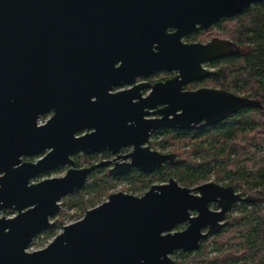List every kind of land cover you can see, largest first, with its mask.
Returning a JSON list of instances; mask_svg holds the SVG:
<instances>
[{
  "label": "water",
  "instance_id": "95a60500",
  "mask_svg": "<svg viewBox=\"0 0 264 264\" xmlns=\"http://www.w3.org/2000/svg\"><path fill=\"white\" fill-rule=\"evenodd\" d=\"M263 2L0 0V215L17 212L0 216V264H176V252H197L221 233L236 204L259 203L232 186L191 189L170 178L142 196L111 194L47 247L28 251L57 226L61 201L82 191L96 170L114 164L109 174L119 177L133 168L152 174L182 164L176 154L151 150L152 134L201 131L262 108L260 100L226 89L186 90L214 74L204 64L242 48L231 40L186 44L183 38ZM161 71L177 75L110 93ZM129 146L130 154H119ZM104 152L115 159L89 167L74 159ZM41 154L36 162L25 159ZM61 167H68L63 177L32 182Z\"/></svg>",
  "mask_w": 264,
  "mask_h": 264
},
{
  "label": "trees",
  "instance_id": "16d2710c",
  "mask_svg": "<svg viewBox=\"0 0 264 264\" xmlns=\"http://www.w3.org/2000/svg\"><path fill=\"white\" fill-rule=\"evenodd\" d=\"M222 24L228 26L225 28L228 38L245 50L238 55L225 57L218 75L212 80L216 87L246 92L247 97L260 100L262 108L240 111L218 126L203 130L204 137L211 141L208 152L203 148L202 140H195L200 138L196 135L199 132L165 131L172 135L173 140L195 141L198 146L195 154L198 157L203 154L207 156L203 161L194 159L182 162L178 167H166L143 178L148 179L146 185H149L155 179L164 181L176 176L183 186L189 187L206 180L212 170H217L219 177L228 174L253 185L252 190L257 191L254 196L260 198V202L243 203L242 214L235 218L231 216L229 226L215 237L220 244L231 246L223 252L219 264H227L232 259L241 260L242 264H264V2L230 20H222L219 27ZM163 145L169 146L167 142ZM213 152H216V156L209 157ZM133 177L135 180L140 178L137 175ZM69 201L71 205L80 204L86 209L81 193L69 196ZM237 234H241L242 238H238ZM207 243L203 241L200 250L194 254L176 252L184 259L176 264H207ZM236 243L241 244L239 250L233 248Z\"/></svg>",
  "mask_w": 264,
  "mask_h": 264
},
{
  "label": "rangeland",
  "instance_id": "374dc122",
  "mask_svg": "<svg viewBox=\"0 0 264 264\" xmlns=\"http://www.w3.org/2000/svg\"><path fill=\"white\" fill-rule=\"evenodd\" d=\"M256 6H258V5H254L250 8H255ZM228 20H230V19H228ZM219 24H217L213 30H211L210 32H207L206 33L207 36H201L202 39H204V40L210 39L212 36H221L222 38L231 39V38H228L227 29L225 31V28H227L228 26L226 24H222V26L219 27ZM233 26L234 25H232V27ZM221 65H223V64H220L217 68L221 69V67H222ZM166 75L167 74H159V75H156L155 78L156 79L162 78ZM191 84H193V83H191ZM210 84L213 85L212 83H210ZM193 88H195V86L190 87V89H193ZM230 92L235 93V94L240 95V96H246L247 97L246 92L239 91L238 89L233 88L232 90H230ZM46 119H47V117H43L41 122H45ZM165 131H167V130L158 131L154 136L151 137L150 147L154 151H158L159 153H162V154L175 153L179 156V158L183 162H189L190 160H194V159H196L197 161H200V160L203 161L205 156H207V155L203 154V155H201V157H198L195 154V152H197V150H198L197 149L198 146H196L195 141H190L188 139H186V140L180 139V141L179 140H173V139H171L172 135L165 132ZM181 132H183V131H181ZM196 135L200 138L195 139V140H202V142H204L203 148L205 149L206 152H208L209 148H210L211 141L209 139H207L206 137H204L202 132H199ZM176 137L177 136L175 135V138ZM193 139H194V136H193ZM165 142H167L169 144V146L165 147L163 145ZM127 152H128V150H127ZM122 154H124V153H122ZM214 156H216V152H213L209 155V157H214ZM42 157H43V154L37 155V156L32 157V158H25V159L28 161L36 162ZM74 159L77 162L78 166L89 167L91 164H94V163L96 164L98 162L103 161L102 159H104V158H103L102 154H97V155H93V156H86L84 154H78V155H75ZM110 159H112V156L110 157ZM120 162H122V160H120ZM238 168H239V166H238ZM106 169H107V167H105L104 169L96 170L93 174H91L87 183H86L85 188L79 192V193H81V195L83 196V198L85 200L84 205L86 206L85 207L86 209L82 208V206L80 204L71 205L70 201H69V196L64 198L61 201V212L59 213L57 218L53 219V220H57V226L54 229L47 230L43 234L38 236L33 241L32 245L29 247V249H28L29 252L38 251V250H41V249H44L45 247H47L54 240V238L57 235L62 233L64 226L73 224V223L81 220L85 216V214L88 210H91V209L101 205L102 203L106 202L111 194L118 193V192H124V193L132 194L135 196H142L143 194H145L150 189V187L152 185L164 184V183H167L169 180V178L164 180V181H158L155 179V180H153V183H151L149 185H146V183L148 182V179H144L141 177L138 178V180H135V178L133 176L126 177V178L124 177V178L119 179V180H114L107 174ZM67 170H68V167L58 168V169H56L50 173H47V174H44L42 176L37 177L36 179L32 180V182L37 183V182H40V181L48 179V178L63 177L66 174ZM239 170H242V169H239ZM172 178L176 179L181 186L184 185L182 182L179 181V179L176 176H173ZM209 182H215V183L222 185V186H232L236 190V192L242 194L243 196H248V195L254 196L255 192H257L256 190L255 191L252 190V188L254 187L253 185H249L248 182L241 181L239 178H235L234 176H229L228 174H225V175L219 177L217 170H212V172L207 176L206 180L199 181L195 184L190 185L187 188L193 189V188H196L200 185H203V184H206ZM183 187H185V186H183ZM242 204L243 203L236 204L234 206V208L230 211V213L227 216L226 226H229L228 225L229 221H230L229 218L231 216H232V218H235V217H239L242 214V210H243ZM211 208L213 210H216L218 207L216 204H212ZM16 214H17L16 211L10 210V211H3L0 216L14 217ZM60 223H62V225H59ZM185 227H186V224L181 225V226L177 227L175 229V231H181V230L185 229ZM237 235H238L237 236L238 238H242V237H240L241 234H237ZM215 236L216 235H213V236L209 237L207 240H205L208 242L207 243V245H208L207 246V253H208L209 262L207 264H219V259L222 257L223 252L228 250L231 247L227 243L226 244H220L218 242V239ZM201 246H202V244H201ZM240 247H241L240 243H236L233 245L234 249L239 250ZM173 260H175L176 263L177 262L182 263L184 261V259L181 258L179 254L178 255L174 254ZM227 264H242V261L238 260V259H232V260L228 261Z\"/></svg>",
  "mask_w": 264,
  "mask_h": 264
},
{
  "label": "flooded vegetation",
  "instance_id": "af4514ba",
  "mask_svg": "<svg viewBox=\"0 0 264 264\" xmlns=\"http://www.w3.org/2000/svg\"><path fill=\"white\" fill-rule=\"evenodd\" d=\"M256 5H259V4H256ZM254 6V5H253ZM216 26L210 28L209 30H202V31H199V32H196L192 35H189L185 38H183V42L186 43V44H195V43H202V44H206V43H209L211 42L212 40L214 39H222V40H231V39H227V38H222L221 36H212L210 39H202L201 36H207L206 33L207 32H210L211 30H213ZM174 30H171L170 32H173ZM209 35V34H208ZM233 41V40H231ZM235 42V41H234ZM237 45H239L237 42H235ZM240 46V45H239ZM245 49L242 48V52H244ZM224 58H221L219 60H215V61H212V62H209V63H206L204 64V68L209 70V71H212L214 74L211 76V77H208V78H205L199 82H193V84H189L186 86V90H198L200 88H211V89H222L221 87H216V84L213 82L212 78H214L215 76L218 75V71L219 69L217 68L220 64H222V60ZM219 63V64H218ZM119 66V64L117 65V67ZM159 74H167L166 76L162 77V78H155L156 75H159ZM177 75V72L176 71H161V72H156L154 74H152L150 77L148 78H144L142 76L140 77H137L135 79V82L133 85H122V86H114L112 88V90L110 91L111 94H116V93H119V92H122V91H125V90H128V89H131L132 87L136 86V85H139L141 83H150V84H156L158 82H165L166 80L168 79H171L173 78L174 76ZM210 83H212L213 85H211ZM191 86H195V88L193 89H190ZM151 93V88L149 89H144L141 91V96L143 98L147 97L149 94ZM53 115V112H50L48 113L47 115H44L43 117H47V119L45 120V122H41V120L43 119V117L40 118L39 120V124H45L50 118L51 116ZM214 128V127H212ZM210 129V128H208ZM204 130H207V129H204ZM91 130H87V131H84V132H81L79 133L78 135H82L84 133H87V132H90ZM203 130L201 131H194V132H202ZM181 132V131H180ZM157 133V132H156ZM156 133L152 134V136H154ZM151 137H150V143H151ZM150 143H149V147H150ZM151 148V147H150ZM128 150V152H127ZM134 150V147L133 146H129V147H125V148H122L120 153L121 155H127V154H130L132 151ZM151 150H153L151 148ZM154 151V150H153ZM124 153V154H122ZM82 154V153H80ZM103 155V158L102 159L103 161H113L115 159V156L116 155H113L111 154L110 152H104V153H101ZM170 154V153H168ZM175 154V153H173ZM44 155V154H43ZM78 155V154H77ZM177 155V154H176ZM112 156V159H110V157ZM178 156V155H177ZM75 157V156H74ZM179 158V156H178ZM180 159V158H179ZM181 160V159H180ZM101 161V160H100ZM128 161V160H127ZM183 162V161H182ZM99 163V162H98ZM95 164V163H94ZM93 165V164H91ZM90 165V166H91ZM181 165V164H180ZM114 166V164H111L109 166H107V174L114 180H119V179H122V178H126V177H131V176H134V175H137V176H140L141 178H143L144 175H152V174H155L157 171H160L166 167H178L179 165L177 166H170L169 164H166L164 168L160 169V170H156L155 172H153L152 174H147V173H143L141 172L139 169L137 168H133L128 174L126 175H123V176H119V177H113L109 174L110 170L112 169V167ZM104 169V168H102ZM56 170V169H55ZM99 170V169H98ZM94 173V172H93ZM218 207V206H217ZM219 208H217L216 210H218Z\"/></svg>",
  "mask_w": 264,
  "mask_h": 264
}]
</instances>
